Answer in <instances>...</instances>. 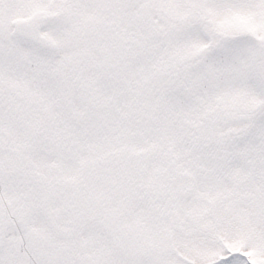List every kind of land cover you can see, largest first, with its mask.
I'll use <instances>...</instances> for the list:
<instances>
[{"label":"snow or ice","instance_id":"obj_1","mask_svg":"<svg viewBox=\"0 0 264 264\" xmlns=\"http://www.w3.org/2000/svg\"><path fill=\"white\" fill-rule=\"evenodd\" d=\"M0 264H264V0H0Z\"/></svg>","mask_w":264,"mask_h":264}]
</instances>
